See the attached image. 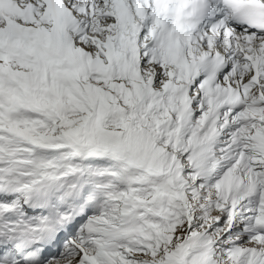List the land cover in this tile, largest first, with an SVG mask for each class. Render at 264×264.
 Returning a JSON list of instances; mask_svg holds the SVG:
<instances>
[{
  "label": "snow or ice",
  "instance_id": "obj_1",
  "mask_svg": "<svg viewBox=\"0 0 264 264\" xmlns=\"http://www.w3.org/2000/svg\"><path fill=\"white\" fill-rule=\"evenodd\" d=\"M0 264H264V0H0Z\"/></svg>",
  "mask_w": 264,
  "mask_h": 264
}]
</instances>
